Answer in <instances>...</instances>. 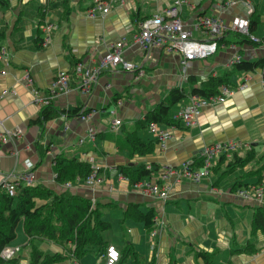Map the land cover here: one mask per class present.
I'll use <instances>...</instances> for the list:
<instances>
[{"label":"crops","instance_id":"0c3cea01","mask_svg":"<svg viewBox=\"0 0 264 264\" xmlns=\"http://www.w3.org/2000/svg\"><path fill=\"white\" fill-rule=\"evenodd\" d=\"M172 1L113 0L108 12L96 8L93 15L88 10L95 0H10L8 6H0V46L5 49L0 56V135L5 129L20 131L17 139L0 141V184L6 174L26 171L29 161L34 185H44L57 193L69 191L108 211L119 209L125 242L117 248L129 245L144 264H264V235L252 230L254 210L264 207V201L245 199L237 193L238 187H251L264 174V84L260 68L238 70L231 62L234 55L247 61L263 57L264 43L256 44L237 32L226 31L216 53L193 60L183 73L178 52L158 47L143 50L132 39L144 16L162 11ZM224 1L183 0L181 17L191 27L194 38H208L207 33L193 26L200 15L214 16L228 24L233 17L246 16L255 20L252 33L264 40V0H249L252 16L240 1L222 7ZM48 23L51 26L45 32L43 26ZM113 46H119L122 56L138 65L142 73L120 66L105 69L89 92L76 88L74 77L72 89L54 97L51 104L66 111L84 109L88 119L65 113L43 127L29 123L42 107L34 102L31 87L45 93L59 70L70 69L77 62L95 65ZM244 74L248 75L247 86L235 90L223 102L202 107L196 125L187 127L181 120H172L179 107L188 102L193 88H203L211 77H221L226 85L235 87ZM27 77L32 84H26ZM175 87L182 88L185 96L169 105L170 123H157L169 133L162 147L155 133L148 126L140 127L138 121L160 102L167 104L169 91ZM114 118L121 120L118 127L112 126ZM89 127L95 131L93 139L88 136ZM133 136L151 144V149H131L128 139ZM37 140L42 143V156L35 149ZM226 140L247 145L220 155L209 174L198 181L177 174L187 160L193 169H201L202 149ZM249 151L251 157L245 161ZM59 153L79 160L92 157L103 180L88 186L75 179L65 188L55 180L52 167V158ZM140 165L151 168V173L139 181L167 186L166 201L143 193L123 173L135 172ZM165 166H171L175 173L163 178ZM228 177L231 179L224 182ZM131 204L144 212L152 208L165 221L160 232L151 237L142 221L124 216ZM18 224L14 240L23 231V241L13 240L10 244L24 243L28 249L0 264H33L34 247L41 252L38 264L45 256L64 251L50 241H29L22 222ZM81 262L103 264V258L90 251ZM50 264L75 261L68 253Z\"/></svg>","mask_w":264,"mask_h":264},{"label":"built area","instance_id":"2783aa9c","mask_svg":"<svg viewBox=\"0 0 264 264\" xmlns=\"http://www.w3.org/2000/svg\"><path fill=\"white\" fill-rule=\"evenodd\" d=\"M113 0H95L94 6L89 8V15H93L96 8L100 9L103 13H106L110 9V4ZM240 1L246 8L252 11V3L249 0H225L221 5L226 7ZM183 0H173L162 11H157L149 15L148 17L139 21L138 29L133 33L132 39L138 44L141 49L148 50L150 47L164 48L166 51H176L181 55L180 67L184 73L190 63L195 59H204L210 55L216 53L218 49L217 38L223 36L226 31L232 30L237 32L251 42L256 44H263L262 37L256 36L249 31V18L236 16L231 19V23H224L219 18L214 16L200 15L197 17L193 26L201 29L208 34L206 39H196L192 36V29L181 17V5ZM50 24L43 26V30L47 32L50 29ZM46 39V37H44ZM5 49L0 48V56L3 55ZM242 60L241 56L234 55L231 59L232 63ZM120 66L124 70H132L137 74H141V68L135 63L125 59L122 56L121 48L119 46H113L108 49L99 58L95 65L84 64L77 62L70 69L59 70L55 77L50 81L45 93L41 92L38 88L31 87V91L34 96V102L40 106L49 105L54 97L59 94L67 93L72 89V78H76V88L83 92H89L92 89L94 82L98 75L105 69L115 68ZM260 79L264 84V67L260 68ZM248 75H243L241 80L235 87H231L226 84H222L219 90L215 94L208 96H199L197 94H190L189 100L186 104H183L172 115V120H181L185 126L190 127L197 124V118L200 114L202 107L210 103H219L227 99L235 90H242L247 86ZM27 85L32 84L31 79L27 77ZM2 95L0 94V98ZM120 103V101H118ZM89 113L84 109L80 110V117L84 120L88 119ZM121 124V120L114 118L112 126L118 127ZM148 128L155 133L158 141L162 147L165 145V140L169 137V133L161 129L157 123L150 122ZM20 131L18 129H5L0 135L1 143L13 141L17 139ZM94 129L89 127L88 136L94 138ZM79 143L83 142V139H79ZM242 145H247L238 140H226L214 142L205 146L201 151L202 156V168L199 170L193 169L191 161L187 160L182 163L181 170L178 175L198 181L200 178L207 176L210 172V167L222 154H229ZM92 166V171L82 178L83 183L88 186H94L103 180V177L98 173V166L92 157L85 159ZM26 171L23 173L10 172L6 174L0 184V188L6 191L9 195L14 196L17 194V189L20 184L34 185L33 173L30 170L31 163L26 162ZM168 173H175L171 166H165L162 177L165 178ZM80 180V179H76ZM63 186L70 187V181H65ZM134 186L139 188L143 193L152 195L155 198L160 199L162 202L168 198V187L162 186L155 181H138L134 183ZM238 195L245 199L254 198L258 201H264V178L258 185H252L247 188H240L237 190ZM165 224L163 219L154 216V226L149 231L151 237H154L158 233V229L162 228ZM153 244V243H152ZM153 246V245H152ZM18 245L8 244L4 246L0 251V258L4 261L13 258L18 251ZM103 258V264H117L119 260V249L113 244H107L104 253L101 255Z\"/></svg>","mask_w":264,"mask_h":264},{"label":"trees","instance_id":"16d2710c","mask_svg":"<svg viewBox=\"0 0 264 264\" xmlns=\"http://www.w3.org/2000/svg\"><path fill=\"white\" fill-rule=\"evenodd\" d=\"M9 4L10 0H0L1 7L8 6ZM252 15H254V10H252L250 16ZM148 16L146 15L142 19ZM253 23H255V20L250 18V33H252ZM2 36L3 33L0 32V38ZM219 40L220 37L217 38L218 44ZM233 64L238 70L263 68L264 56L258 58L256 61L240 60ZM220 84L227 83L221 77H211L206 80L203 88L195 87L192 93L199 96H208L214 94L216 87ZM184 96L185 93L182 88L175 87L171 89L168 94L167 104L160 102L153 109L146 112L143 119L138 121V125L143 128L148 126L150 122L170 123L168 120L169 105L177 102ZM65 113L80 114V108L77 107L71 111H66L57 109L50 103L49 105L42 106L39 114L34 119H31L29 123L43 127L49 120L59 114ZM128 142L130 143L131 149H138L140 152H147L151 149V144H147L135 136L129 137ZM35 149L42 156L44 150L39 140L35 142ZM250 157L251 152L249 151L246 158H244L245 161ZM236 160L242 161L239 157H236ZM52 167L54 178L60 183L72 181L76 178H85L92 171V166L88 161L79 160L74 156L69 157L60 153L52 158ZM123 173L129 177L131 182L136 183L142 177L149 175L151 168L140 165L135 172ZM263 178L264 174L253 185L260 184ZM247 187L243 186L242 188ZM124 216L142 221L148 232L154 226L155 212L152 208L144 212L137 205L131 204L125 209ZM20 221L29 241L33 239L46 240L63 246L71 253V259L75 261V264H84L81 262V258L90 251H95L102 255L107 246V243L102 237V232L110 226V223L102 219L99 205H93L90 199L69 191L57 193L41 184H20L17 189V194L11 196L0 188V251L15 238L16 227ZM252 230H260L264 235L263 206H257L254 210ZM67 244H69V247H66ZM199 255L204 257L203 253H199ZM31 256L32 263L38 264L41 252L34 247ZM63 257L62 253L56 252L53 255L45 256L41 264H50L61 260ZM127 260L130 261V264H144L141 257L129 245L119 250L117 264H125ZM2 262L4 260L0 258V263Z\"/></svg>","mask_w":264,"mask_h":264},{"label":"rangeland","instance_id":"374dc122","mask_svg":"<svg viewBox=\"0 0 264 264\" xmlns=\"http://www.w3.org/2000/svg\"><path fill=\"white\" fill-rule=\"evenodd\" d=\"M76 179H80L82 180V178H76ZM231 178L228 177V179H225L224 182L227 180H230ZM83 182V180H82ZM86 185V184H85ZM224 185V183H223ZM69 187V186H68ZM67 187V188H68ZM225 187V186H224ZM242 188V187H241ZM240 189V188H238ZM237 189V190H238ZM100 208V211H101V214H102V219L103 220H106L110 223V226L105 229L103 232H102V237L104 239V241L108 240V241H112L114 243V245L116 247H119L121 246L122 247V243L125 242L124 238L122 237L123 235V228H124V224L122 223L123 222V216L121 214V212L119 211V209H114V208H111L110 211L107 210V208H105L103 205H100L99 206ZM117 208V207H115ZM107 210V211H106ZM122 221V222H121ZM20 225V224H18ZM159 232H160V228L158 229ZM23 231L22 233L21 232H18V238H16L14 240V243L17 241L19 243H21L23 241ZM19 236L21 238V240L19 239ZM22 236V237H21ZM12 240V241H13ZM46 241V240H45ZM16 242V243H17ZM51 242V241H50ZM12 245V244H11ZM152 245H155V243H153ZM19 246V249L20 251H17L16 253L19 254V256H21V254L26 251L28 249L27 245H25L24 243H22V245H18ZM66 247H69V244L66 245ZM119 247V248H121ZM62 250L64 249V251H62V255H70L71 257V253L68 252V250L66 248H64L63 246H61ZM18 249V250H19ZM72 249H73V246H72ZM140 249V248H138ZM68 252V253H67ZM95 255L98 254V252H93ZM16 255V254H15ZM101 255V254H100ZM14 258V257H13ZM13 258L9 259V260H6V261H11ZM101 262V261H100ZM125 264H128V262H126Z\"/></svg>","mask_w":264,"mask_h":264}]
</instances>
